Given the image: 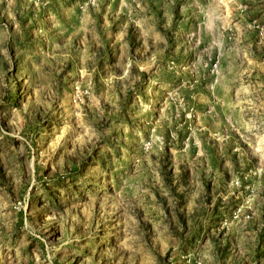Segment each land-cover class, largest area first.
Segmentation results:
<instances>
[{"label":"rangeland","instance_id":"obj_1","mask_svg":"<svg viewBox=\"0 0 264 264\" xmlns=\"http://www.w3.org/2000/svg\"><path fill=\"white\" fill-rule=\"evenodd\" d=\"M0 264H264V0H0Z\"/></svg>","mask_w":264,"mask_h":264}]
</instances>
